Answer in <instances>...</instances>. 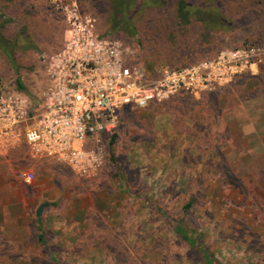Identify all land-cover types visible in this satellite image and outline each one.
I'll return each mask as SVG.
<instances>
[{"label": "rangeland", "instance_id": "obj_1", "mask_svg": "<svg viewBox=\"0 0 264 264\" xmlns=\"http://www.w3.org/2000/svg\"><path fill=\"white\" fill-rule=\"evenodd\" d=\"M62 1L95 19L99 35L137 48L151 72L241 45L264 52V0H187L224 13L229 30L213 33L201 47L187 39L178 62L172 44L154 32L174 15L178 0L137 9L148 12L136 25L129 17L135 35L121 25L123 14L114 18L107 0ZM64 31L63 13L51 0H0V89H16L19 80L35 96L39 58L61 45ZM145 33L149 44L142 49ZM112 136L91 178L48 163L25 186L10 170L22 157L0 161V264H57L39 243V228L58 264H205L172 223L216 263L264 264V60L257 72L199 100L174 96L144 109L126 106Z\"/></svg>", "mask_w": 264, "mask_h": 264}, {"label": "built area", "instance_id": "obj_2", "mask_svg": "<svg viewBox=\"0 0 264 264\" xmlns=\"http://www.w3.org/2000/svg\"><path fill=\"white\" fill-rule=\"evenodd\" d=\"M51 1L63 13L65 31L61 45L39 58V92L32 97L0 89V161L10 164L20 155V164L10 170L25 186L34 182L36 168L48 163L94 177L124 107L144 109L180 95L198 100L257 72L264 60L261 48L242 45L151 72L137 63L129 44L99 35L95 19L76 4Z\"/></svg>", "mask_w": 264, "mask_h": 264}, {"label": "trees", "instance_id": "obj_3", "mask_svg": "<svg viewBox=\"0 0 264 264\" xmlns=\"http://www.w3.org/2000/svg\"><path fill=\"white\" fill-rule=\"evenodd\" d=\"M139 0H107L108 6L111 8V11L113 12L114 18L116 17V14H123L122 21H120L121 25L125 22V27L128 28L131 35L139 34V30L135 29L130 20L129 17L134 18V25H136V17L140 18L139 16L143 17L145 15L143 11L140 14H135L137 9H141V7L148 6V4L151 3H158L159 0H143L142 6L135 5V2ZM207 2H214V1H221V0H204ZM239 3H242L239 1ZM238 3V4H239ZM128 13V15H127ZM228 19L225 18V14L218 11L214 6H206L201 7L200 5H189V2L187 0H178L176 10L174 12V15H168L166 19L162 22V24L155 29V33H158V37L160 40L165 41L166 43H171L173 47H168L170 50V56L175 62H178V59L183 55L184 49H185V42L187 39L192 40V44L196 45V47H201L202 45L206 43L212 42V37H210L213 33L216 32H225L228 29L227 26ZM118 23H116L113 26L117 27ZM174 36H173V35ZM172 35V36H170ZM145 35L141 38L143 40L142 44L140 45L141 48H144V43H147L145 38ZM196 43V44H195ZM1 44V43H0ZM149 44V43H147ZM150 49L156 50V47L158 44H150ZM165 45V44H164ZM242 46V45H241ZM132 47V46H131ZM239 47V46H238ZM137 53V63L141 65L140 63V57H142L141 54H139V50L134 47H132ZM220 52V51H219ZM217 54V53H216ZM214 54L213 57L216 55ZM211 58V57H209ZM208 59V58H206ZM199 61V60H198ZM196 61V62H198ZM201 61V60H200ZM174 62V63H175ZM194 63V62H192ZM190 63V64H192ZM188 64V65H190ZM142 66V65H141ZM187 66V65H185ZM178 68V67H184V66H171L168 68ZM145 68V67H144ZM165 68V67H164ZM147 69V68H145ZM150 71V69H147ZM19 92L25 91V88L23 84L17 80V88L12 89ZM212 94V93H210ZM206 95V94H205ZM185 96L191 99H194L187 95H180ZM204 96V95H203ZM201 96V98L203 97ZM200 98V99H201ZM196 100V99H194ZM199 100V99H198ZM113 137V136H112ZM111 137V138H112ZM107 137L106 139L110 142L109 145L111 146L115 140L113 137L112 139ZM165 218V214H163ZM168 219V218H167ZM171 222V220H168ZM172 223V222H171ZM175 232L178 235L179 239L185 243L190 249H197L199 255L202 257L205 264H219L216 263V261H213L209 258V256L206 254V251L203 248H200V242L195 241L190 234H188L179 224L172 223ZM41 227V226H39ZM40 234L38 236V241L45 250L48 258L53 262L58 264V259L54 256L50 246L48 245L47 241L45 240V234L42 229H40Z\"/></svg>", "mask_w": 264, "mask_h": 264}, {"label": "water", "instance_id": "obj_4", "mask_svg": "<svg viewBox=\"0 0 264 264\" xmlns=\"http://www.w3.org/2000/svg\"><path fill=\"white\" fill-rule=\"evenodd\" d=\"M45 207V204L43 205H40L36 211V217H40L41 216V213H42V210L43 208Z\"/></svg>", "mask_w": 264, "mask_h": 264}, {"label": "crops", "instance_id": "obj_5", "mask_svg": "<svg viewBox=\"0 0 264 264\" xmlns=\"http://www.w3.org/2000/svg\"><path fill=\"white\" fill-rule=\"evenodd\" d=\"M18 156H19V155L15 154V155L12 156V158H16V157H18ZM44 165H46V164H44ZM42 167H43V165H42ZM44 167H45V166H44ZM0 178H1L0 180H3L2 177H1V173H0Z\"/></svg>", "mask_w": 264, "mask_h": 264}]
</instances>
